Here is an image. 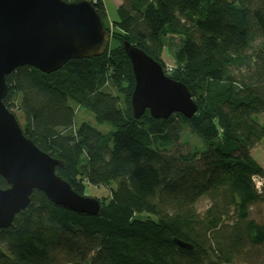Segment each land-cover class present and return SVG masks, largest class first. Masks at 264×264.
<instances>
[{"label": "trees", "instance_id": "1", "mask_svg": "<svg viewBox=\"0 0 264 264\" xmlns=\"http://www.w3.org/2000/svg\"><path fill=\"white\" fill-rule=\"evenodd\" d=\"M88 1L110 34L106 51L49 74L17 67L2 101L27 138L64 162L55 172L73 191L105 186L109 197L93 217L33 191L0 229V264H264V221L249 217L264 201V168L250 153L264 138L253 117L264 113V0H119L114 20L105 0ZM124 41L188 88L191 118L133 116ZM78 109L110 129L76 123Z\"/></svg>", "mask_w": 264, "mask_h": 264}, {"label": "water", "instance_id": "2", "mask_svg": "<svg viewBox=\"0 0 264 264\" xmlns=\"http://www.w3.org/2000/svg\"><path fill=\"white\" fill-rule=\"evenodd\" d=\"M110 34L88 0H0V229L30 202L33 191L44 193L56 206L96 217L101 203L73 191L56 174L64 162L52 158L27 138L14 114L3 104L5 77L17 67L30 66L49 74L73 59L102 55ZM130 60L134 87L130 104L135 118L148 110L154 119L174 113L191 118L198 109L188 88L169 78L162 66L138 47L122 43ZM182 248L190 245L176 241Z\"/></svg>", "mask_w": 264, "mask_h": 264}, {"label": "rangeland", "instance_id": "3", "mask_svg": "<svg viewBox=\"0 0 264 264\" xmlns=\"http://www.w3.org/2000/svg\"><path fill=\"white\" fill-rule=\"evenodd\" d=\"M119 0H105V8L107 16L110 20H114L117 18L116 15V8L119 4ZM166 61L168 63H172L173 60L171 57L167 58ZM254 119H256L260 124L264 125V113H257L254 116ZM81 121H88L93 126H95L100 131L106 132L110 129V126L107 124H97L94 119L93 115L83 109H78L76 111L75 115V122L79 123ZM186 141L189 144L196 143L197 140L192 136H186ZM182 150H187L188 146L184 145L181 148ZM251 156L254 158V160L260 164L264 168V138L260 140V142L250 151ZM109 189L105 186H99V187H88L85 191V196L94 197L98 199H107L109 197ZM208 200L206 198H201L197 201L195 207L199 213H202L207 207H208ZM249 217L254 219L257 222L264 221V201L260 203L254 204L250 210H249Z\"/></svg>", "mask_w": 264, "mask_h": 264}, {"label": "built area", "instance_id": "4", "mask_svg": "<svg viewBox=\"0 0 264 264\" xmlns=\"http://www.w3.org/2000/svg\"><path fill=\"white\" fill-rule=\"evenodd\" d=\"M165 70L167 72H170L172 70V67L170 65H166ZM260 183H261V181L259 179H255V184H256L257 187L260 186Z\"/></svg>", "mask_w": 264, "mask_h": 264}, {"label": "crops", "instance_id": "5", "mask_svg": "<svg viewBox=\"0 0 264 264\" xmlns=\"http://www.w3.org/2000/svg\"><path fill=\"white\" fill-rule=\"evenodd\" d=\"M119 4H120V2H119ZM119 4H118V5H119ZM118 5H116V6H118Z\"/></svg>", "mask_w": 264, "mask_h": 264}, {"label": "bare ground", "instance_id": "6", "mask_svg": "<svg viewBox=\"0 0 264 264\" xmlns=\"http://www.w3.org/2000/svg\"><path fill=\"white\" fill-rule=\"evenodd\" d=\"M75 120V119H74ZM75 123V122H74ZM261 178V177H260ZM254 180V179H253Z\"/></svg>", "mask_w": 264, "mask_h": 264}]
</instances>
